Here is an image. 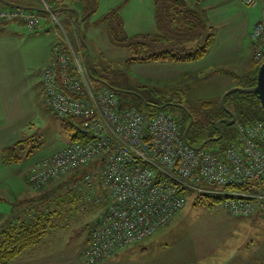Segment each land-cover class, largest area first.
<instances>
[{"label": "built area", "instance_id": "obj_1", "mask_svg": "<svg viewBox=\"0 0 264 264\" xmlns=\"http://www.w3.org/2000/svg\"><path fill=\"white\" fill-rule=\"evenodd\" d=\"M242 2L261 10L249 35L259 62L264 59V0ZM43 21L35 12L0 9V23L19 22L36 30ZM78 59L59 42L40 81L45 107L58 120H80L73 129L83 140L35 164L26 182L39 191L75 176L74 192L98 210L80 253L84 264L104 262L170 224L186 206L179 188L202 192L200 184L254 183L257 193H223L228 198L221 209L232 218L264 220L263 123L237 124L235 140L224 151L192 149L183 140L177 115L159 112L147 119L135 109L122 110L112 91L88 84ZM100 159V166L80 175Z\"/></svg>", "mask_w": 264, "mask_h": 264}, {"label": "rangeland", "instance_id": "obj_2", "mask_svg": "<svg viewBox=\"0 0 264 264\" xmlns=\"http://www.w3.org/2000/svg\"><path fill=\"white\" fill-rule=\"evenodd\" d=\"M43 1L47 6L45 11L48 14V17H44L45 21H49L55 28L56 34L60 37L58 43L66 44L82 62L86 79L92 87L88 76V66L103 75L105 72L107 75L104 76H113L114 79L118 77L122 79L124 76V84L128 87L156 88L161 92L169 89L183 90L184 99H181L182 102L192 103L200 106L201 109L209 110V107H205L207 103L218 108L223 94L230 90V86L237 87V83L232 77H242L252 68L253 62L258 63L254 59V51H247L239 76L229 74V72L211 70V72H204L201 76L197 74L185 82L179 80L158 84L154 80L153 74L144 76L137 73L135 65L125 64L129 57L128 51L111 44L107 24L100 22L106 12L122 5L119 12L127 36L157 33L151 0H64L52 4L47 0ZM125 1L126 3L123 4ZM230 1H235L234 5L239 4L240 9L236 11V14L240 12L245 15L242 18L248 21L253 20L254 14L261 15L258 6L251 8L245 5L242 0ZM110 5H112L111 8L107 10ZM84 9L85 11L94 9L95 12L90 15L91 20L89 17L86 20L82 19L85 17L82 12ZM71 10L75 11V17L69 19ZM195 10L201 12L214 35V27L208 22L206 12L198 7ZM77 11L79 13L76 15ZM1 24L6 23L1 22ZM209 74L211 77L204 79ZM200 78L204 80H199ZM186 82L189 83L184 86L183 84ZM35 88L33 117L29 119L31 122H28L30 124L20 126L21 128L18 130L15 126L14 130H8L7 125H0L3 147L19 141L24 143L20 164L4 166L1 162L0 230L8 225L14 227L18 225L19 221L28 220L27 217L32 210L49 208L50 212L56 211L57 215H60L58 219L54 217V227L49 235L23 251L24 254H19L14 260L21 257V261L27 263L36 261L34 264H84L80 259V253L85 247L83 246L84 240L89 236L88 232L96 216L95 212H89L90 208L80 202L71 203L68 192L73 190V186L65 182L67 177L51 182L39 191L30 188L26 182V178L35 164L58 153L65 145L69 144L70 140V134L64 132L60 126L59 121L61 120L54 118L42 104L45 99L42 87L39 88L36 85ZM2 111L1 120L4 122L5 110ZM190 123L192 125L193 121ZM10 128H13V125ZM28 152L31 153L30 157H26ZM80 208L84 209L85 212H81L83 214L77 212ZM250 220L252 219L229 217L218 205L194 206V198L186 197V206L177 221L174 224L171 222L173 225L170 223L157 230L154 235L139 244L127 247H133L127 254V258L133 256L137 261L144 260L145 264H175L184 257L183 255H186L187 260H193L195 253L182 254L177 251L195 245L199 246V250H214L220 258L225 255L224 253H234L236 257L232 264L247 261L250 264H263L264 220L255 219L254 222ZM167 228L169 229L166 231ZM164 230L165 233H163ZM32 259L33 261H31Z\"/></svg>", "mask_w": 264, "mask_h": 264}, {"label": "trees", "instance_id": "obj_3", "mask_svg": "<svg viewBox=\"0 0 264 264\" xmlns=\"http://www.w3.org/2000/svg\"><path fill=\"white\" fill-rule=\"evenodd\" d=\"M64 0H47L48 3L63 2ZM72 1V0H71ZM154 7L155 25L157 33L137 34L127 36L124 30V23L120 16L122 5L110 9L100 19V22L107 24L108 37L114 47L126 49L129 57L126 65L136 64H191L204 59L214 42L212 28L207 25L204 16L198 10L191 8L184 0H151ZM126 1L123 3L125 4ZM7 8L0 3V9ZM9 8V7H8ZM53 9V8H52ZM71 12V11H70ZM86 20L95 11L92 9L82 11ZM38 15L48 17L47 12ZM83 14V15H84ZM69 19L75 17V13H69ZM204 18V19H203ZM83 20V21H84ZM9 24V23H6ZM1 24V25H6ZM262 60L261 62H263ZM261 62H253L252 68L242 77H232L238 88L250 89L256 84V76ZM88 66V65H87ZM88 68L90 82L97 88H106L112 91L119 107L124 109H135L147 119L153 118L159 112H167L178 115V123L182 135L193 121L186 135V144L192 149H199L205 142L204 149L210 147L219 148L224 151L235 140V126L237 124L249 125L256 122L264 124V112L259 99L254 94L233 92L225 98L224 104L236 118L235 124L230 125L223 122L221 125L222 137L218 129V121L231 120L220 104L213 107L206 104L209 110L201 109L192 103L182 102L184 99L183 90L172 89L159 91L156 88L127 86L124 84V76L114 79L107 77L92 67ZM212 106V107H211ZM61 128L70 134L69 144L82 142L81 136L74 131L73 126L81 121L68 118L59 121ZM24 143L19 141L1 150L2 163L5 166L20 164L22 161ZM30 152L26 157H30ZM102 160L95 162L90 167L84 169L80 175L90 172L93 167L100 166ZM67 184L75 183V176H68L65 179ZM179 188V187H178ZM202 192L192 189L179 188V191L186 197L194 198L195 205H218L228 198L223 195L225 192H245L257 193L254 183L245 185H227L219 187L216 185L200 184L198 187ZM264 190V187H263ZM210 192V193H207ZM72 204L80 202L84 204L74 190L68 192ZM56 211L50 212L49 208L32 210L28 220L19 221L18 225L7 226L0 230V264H7L13 261L23 251L36 245L54 227V217Z\"/></svg>", "mask_w": 264, "mask_h": 264}, {"label": "crops", "instance_id": "obj_4", "mask_svg": "<svg viewBox=\"0 0 264 264\" xmlns=\"http://www.w3.org/2000/svg\"><path fill=\"white\" fill-rule=\"evenodd\" d=\"M4 1L26 8H37L40 10H45L47 8L43 0ZM184 1L193 9H197V7L200 9L202 8L203 11L206 12V18L209 20L208 22L214 27V42L208 55L203 60L191 64L135 65L134 67H136L137 73L144 76L153 74V78L158 84L176 82L179 80L185 82V80H190L197 74L201 76L204 72H211V70L214 72H229V74L239 76V72L242 70L243 60L246 59V57L244 58L245 54H247V51L251 52L253 50L252 43L249 39V33L252 31L253 26L259 21L261 15L254 14L252 16L253 20L248 21L242 18L245 17V15H242L240 12L236 14V11L240 9L239 4L234 5L235 1L231 2L230 0ZM111 6L112 5H110L107 10H109ZM71 11L73 13L75 12L73 10ZM78 13L77 11L76 15ZM89 18V20H91V17ZM59 40L60 37L56 34L55 28L49 21H44L36 30H28L19 22H10L6 25H0V125H7L8 130H14L15 126L16 130H18L21 128L20 126L23 127L30 124L28 122H31L29 119L33 117L32 107L33 94L36 90L35 87L36 85H38L39 88L41 87V73L51 62L53 47ZM211 74L204 77V79L210 78ZM204 79L200 78L199 80ZM188 83L186 82L183 85L187 86ZM233 87L235 86H230V89ZM185 89H187V87H185ZM42 104L45 106L44 103ZM3 109L5 110L4 122L1 120ZM12 125L13 128H10ZM1 138L2 133H0V167L2 162L1 150L3 148ZM78 211L81 213L84 209L80 208L77 212ZM89 212H95V215L97 213L96 208H90ZM181 212L173 219V224L181 216ZM55 218H60V215H55ZM256 220L252 219L250 221L254 222ZM168 229L169 228H167L166 231ZM166 231L164 230L163 233ZM48 235L49 233L46 237ZM87 241L88 238L84 240L83 246H85ZM198 247L199 246L192 245V247L189 246L178 250L177 252H181L182 254L195 253L193 256L194 259L187 260L186 255H183L184 257L180 258L175 264H232L236 257L234 253H224L225 255L220 258L219 254H216L214 250H199ZM131 249H133V247L120 251L114 257L102 262V264H145V261L142 259L137 261L133 256L127 258V254L130 253ZM21 260L22 258L18 257L9 264H34L36 262L27 263ZM31 261H33V259ZM237 264L250 263L247 261Z\"/></svg>", "mask_w": 264, "mask_h": 264}, {"label": "water", "instance_id": "obj_5", "mask_svg": "<svg viewBox=\"0 0 264 264\" xmlns=\"http://www.w3.org/2000/svg\"><path fill=\"white\" fill-rule=\"evenodd\" d=\"M0 3H2L4 6L9 7V8L20 9V10H24V11H33V12H39V13H45L46 12L45 10H40L37 8H26V7L18 6L16 4H13L11 2H7L4 0H0ZM233 92H242V93H248V94L256 95L260 101L262 110L264 112V61L261 63V65L258 69L257 76H256V84L253 88L242 89V88L234 87V88L228 90L227 92H225L223 94V96L220 100V105L223 108V110L229 116H231V120L224 119V120L218 121L217 125H218V129L220 130V136H219V138H217L215 140H219L222 137L221 125L223 122H226L230 125L235 124V121H236L235 116L230 111L227 110V108L225 107V104H224L225 98ZM190 127H191V123L183 134V140L185 143H186V135H187ZM206 143L207 142H205L199 149H202L206 145Z\"/></svg>", "mask_w": 264, "mask_h": 264}]
</instances>
